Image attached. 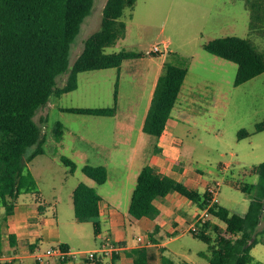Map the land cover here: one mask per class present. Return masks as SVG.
<instances>
[{
	"label": "rangeland",
	"instance_id": "obj_1",
	"mask_svg": "<svg viewBox=\"0 0 264 264\" xmlns=\"http://www.w3.org/2000/svg\"><path fill=\"white\" fill-rule=\"evenodd\" d=\"M107 1L94 0L92 13L85 19L81 32L72 44L70 70L83 52L86 40L101 28ZM250 18L251 11L245 0H137L133 8L125 9L121 18L127 25L126 36L106 49L107 53L126 50L147 54L155 46L169 44L164 55L146 56L158 62L166 57L168 63L188 69L184 94L177 102L180 109L189 110V115H186L188 122L184 123L180 119L182 125L176 133L182 150V163L187 168L200 170L212 184L220 181L219 200L224 207L234 212L248 210L253 194L244 192L238 185L257 183L259 176L247 173L264 162V132L256 131L257 124L264 120V73L236 86L234 82L238 65L208 53L204 44L216 38L238 36L253 40L264 52V33L250 30ZM67 78L68 73L60 75L57 87H63ZM129 81L131 79L126 70L120 78L117 68L81 73L77 90L61 96H51L49 104L37 112L35 120L46 138L43 144L45 154L28 164V170L37 182L39 195L25 196L29 199L44 198L52 203L65 239L73 234V227L68 220L75 217L72 194L79 183L95 188L102 198H109V201L114 199L111 196L117 191L121 194L122 202L127 203L129 200L133 179H129L125 173H117V167L109 174L105 166L108 170V182L103 185H99L82 171L85 163L98 162V157L94 156L97 153L104 158L109 155L101 153L102 144L107 145L115 155L128 149L120 136L110 135L109 130L112 129L113 133L116 123L127 116L129 93L144 94L141 93L142 90L132 88ZM117 83L116 118L73 114L61 110L70 107H112L115 104ZM184 95L188 96L187 100ZM59 129L62 130L61 137L58 136ZM243 129L249 136L239 139L238 134ZM117 134L123 135L121 131H117ZM61 138L64 139L63 144L59 142ZM80 148L86 151V156L77 151ZM34 149L35 146L29 148L28 155ZM62 156L77 164L75 172H71L62 163ZM85 157H89L88 162ZM115 161L125 162V159L115 156ZM119 206L129 213V205ZM212 221L224 226L219 220H211L207 235L212 241L207 243L188 232L181 240L169 246L171 251H166V256L178 264H182V261L212 264L217 247L213 232L217 224ZM78 227L82 238L74 241L75 246L83 243L89 244V247L94 244L96 246L93 222ZM164 228H161L162 233ZM260 229H264V215ZM182 247L188 259L173 252ZM77 248L79 247H76L78 251ZM253 254L264 263V245H257Z\"/></svg>",
	"mask_w": 264,
	"mask_h": 264
},
{
	"label": "trees",
	"instance_id": "obj_2",
	"mask_svg": "<svg viewBox=\"0 0 264 264\" xmlns=\"http://www.w3.org/2000/svg\"><path fill=\"white\" fill-rule=\"evenodd\" d=\"M251 11L250 30L264 33V0H245ZM137 0H108L103 12L101 28L85 42L84 50L70 70V53L73 42L81 32L85 19L92 13L94 0H0V206L8 215L13 213L15 200L24 192L39 195L37 182L28 170V164L45 154L46 141L41 126L35 120L39 109L46 107L51 96L75 91L79 75L84 72L120 69L125 61L145 57L143 52L123 50L107 53L106 49L126 36V23L121 20L125 9L133 8ZM204 49L215 56L235 62L238 70L234 84L240 86L264 73V52L249 38L226 36L210 40ZM155 56V54L150 55ZM68 73L67 82L57 87V78ZM188 69L165 63L148 112L144 131L161 137L185 83ZM118 83L115 104L106 108H61L63 112L114 117L118 112ZM62 128V125H59ZM257 132H264V120L257 124ZM62 130H58L61 137ZM249 133L238 134L244 139ZM35 146L28 155V149ZM64 165L75 172L77 164L66 156ZM83 173L98 184L108 180L105 166L86 165ZM250 175H258L254 184L238 187L253 194L245 215L224 207L221 203L209 208L211 218L199 225L195 237L209 243L207 235L212 219L224 223L214 227L217 247L212 264H264L252 255V249L264 245V229L260 225L264 215V162L252 168ZM177 192L199 206L209 207L211 195L200 193L184 182L158 173L147 165L141 171L134 190L129 214L135 219L157 218L159 209L155 200ZM38 198V197H37ZM102 196L95 188L80 183L73 193L77 222L92 221L95 235L100 231ZM213 223V221H212ZM212 239V238H211ZM123 246V243H120ZM59 248H69L61 245ZM142 258L144 250L137 251ZM118 256H114L116 258ZM136 260L148 264L154 259ZM96 264H103L95 254ZM165 261L168 259L165 258ZM7 264V263H4ZM167 264H173L167 263ZM185 264H190L185 262Z\"/></svg>",
	"mask_w": 264,
	"mask_h": 264
},
{
	"label": "crops",
	"instance_id": "obj_3",
	"mask_svg": "<svg viewBox=\"0 0 264 264\" xmlns=\"http://www.w3.org/2000/svg\"><path fill=\"white\" fill-rule=\"evenodd\" d=\"M162 58L160 62L155 61L154 58L149 59L147 56L131 59L125 61L122 67L118 69L120 78L126 70V74L131 79L129 84L133 86L132 88L137 89V91L142 90L141 93H144L143 95L129 93V112L127 116L116 123L113 133L112 129L109 130L110 135L120 136L122 143L128 149L115 155L107 145L106 147L102 144L101 153H109V155L104 158L97 153L94 156L98 157V162L83 165V167L86 165H104L108 168L109 174L113 172V168L117 167L115 170L117 173H125L126 176H129V179H133L127 203L126 201L125 203L122 202L119 191L112 194L111 197L114 198L112 201L103 197L99 218L100 231L98 235H95L96 246L94 244L89 247V244L84 245L85 243L81 246H75L74 244L77 238H82V232L78 231L80 228L78 226L91 221L79 223L75 217H70L68 223L73 227V234L65 239L61 233L60 221L52 203L44 200V198L40 199V197L29 199L25 195L33 193L24 192L15 200L12 214L8 215L6 209L0 206V253L5 255V263L42 264L38 260V256L42 255L48 261L44 264H96L95 261L85 255H79L76 259L67 262L61 261L58 257H48L46 255L51 249L58 248L61 245H66L75 250L76 247H79L77 248L79 252L97 251L104 241L112 239L123 243L124 252L116 258L97 254L101 257L103 264H136V260L140 256L137 252L139 249L144 250V256L139 258L140 260H146L149 257L154 259L148 264H167L171 262L178 264L166 256V251L167 253L171 251L169 246L186 236L188 227L196 222L200 216L202 210L197 204L174 192L163 199L155 200L154 203L160 211L158 218L144 217L138 220L130 217L129 213L124 212L119 206H130L138 177L147 165L154 167L158 173L169 175L178 181L184 182L187 186L198 190L202 194L212 185V182L205 179L204 173L198 169L185 167L181 160L182 150L177 142L176 133L182 125L180 119L184 123L188 122L186 115H189V110L180 109L176 104L167 122L166 130L159 138L144 131V124L158 81L164 73L165 63H168L166 57ZM183 88L179 98L184 94ZM184 96L187 100L188 96ZM192 101L194 100L192 99ZM117 116L118 113L114 117L107 118H116ZM117 131L118 133L121 131L123 135L117 134ZM59 142L63 144L64 139L61 138ZM77 151L81 155H87L82 148ZM115 156L124 157L125 162L119 161L116 163ZM84 159L87 162L89 161V157ZM127 210L129 212V207ZM235 213L245 215L246 212ZM213 223L217 224L216 221H213ZM160 225L165 227L164 233L161 232L162 227ZM178 233L180 235L174 237ZM150 241L151 243H148ZM254 249L255 247L252 249V255L255 257L253 254ZM173 252H176V255L179 256L186 255L183 247ZM185 257L187 258V256ZM165 258L168 261H165ZM185 262L189 263L188 261H182V264H185Z\"/></svg>",
	"mask_w": 264,
	"mask_h": 264
},
{
	"label": "built area",
	"instance_id": "obj_4",
	"mask_svg": "<svg viewBox=\"0 0 264 264\" xmlns=\"http://www.w3.org/2000/svg\"><path fill=\"white\" fill-rule=\"evenodd\" d=\"M169 44L165 43L163 46H155L152 50L148 51V55H157V54H164L168 51ZM221 190V182L216 181L211 186L208 187L207 192L211 195L210 205L207 209L202 210L200 216L197 218L196 222L192 223L188 227V232H198L199 225L206 223L211 218L209 208L217 203H220L219 194ZM148 243H151L148 242ZM124 252V246H122L119 242L113 241L112 239H107L104 241L97 251H90V252H79L73 248H53L49 251L46 255L48 257H58L61 261L67 262L73 259H76L79 255H85L91 260H94L95 254H102L103 256H119ZM38 260L40 263L44 264L48 261L45 259L44 256H38ZM6 262L5 255L0 253V264H4Z\"/></svg>",
	"mask_w": 264,
	"mask_h": 264
}]
</instances>
